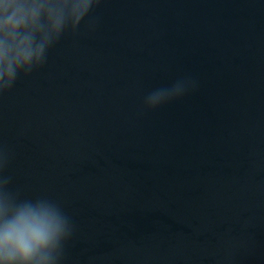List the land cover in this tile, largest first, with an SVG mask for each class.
Masks as SVG:
<instances>
[{
	"label": "water",
	"instance_id": "obj_1",
	"mask_svg": "<svg viewBox=\"0 0 264 264\" xmlns=\"http://www.w3.org/2000/svg\"><path fill=\"white\" fill-rule=\"evenodd\" d=\"M93 19L0 97L14 186L74 223L63 264H264V0H102Z\"/></svg>",
	"mask_w": 264,
	"mask_h": 264
},
{
	"label": "clouds",
	"instance_id": "obj_2",
	"mask_svg": "<svg viewBox=\"0 0 264 264\" xmlns=\"http://www.w3.org/2000/svg\"><path fill=\"white\" fill-rule=\"evenodd\" d=\"M102 0H0V97L40 70L62 38L83 25L95 27ZM197 84L181 78L144 99L150 112L184 98ZM13 154L0 145V264H63L74 223L60 203L46 196L26 197L13 184Z\"/></svg>",
	"mask_w": 264,
	"mask_h": 264
}]
</instances>
